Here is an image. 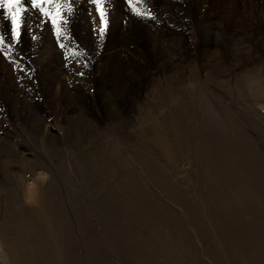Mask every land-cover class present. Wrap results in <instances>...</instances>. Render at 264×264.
Returning a JSON list of instances; mask_svg holds the SVG:
<instances>
[{
  "label": "rangeland",
  "instance_id": "1",
  "mask_svg": "<svg viewBox=\"0 0 264 264\" xmlns=\"http://www.w3.org/2000/svg\"><path fill=\"white\" fill-rule=\"evenodd\" d=\"M181 1H157V21L119 20L112 28L106 17L90 82L45 84L43 67L32 68L30 80L5 82L0 67V163L29 159L23 167L0 166V223H17L15 236L0 239L9 240L0 243L6 256L0 264L14 244L13 264L23 256L32 264H222L206 250L217 246L225 260V244L202 212L199 223L187 205L189 198L199 202L204 181L234 235L245 239L251 227L261 233L255 247L264 261V7L257 0H207L205 14L192 19L186 34L173 36L170 30L185 26ZM162 10L175 12L177 29ZM86 24L99 37V15ZM160 27L166 34L146 31ZM58 55L64 66L76 60L70 47L54 44L44 54L49 66L60 65ZM76 86L79 97L50 99ZM147 120L160 138L168 131L171 140L158 147L159 139L150 138L159 157L134 141L151 136ZM48 133L56 137V150L44 145ZM204 226L209 235L201 232Z\"/></svg>",
  "mask_w": 264,
  "mask_h": 264
},
{
  "label": "bare ground",
  "instance_id": "2",
  "mask_svg": "<svg viewBox=\"0 0 264 264\" xmlns=\"http://www.w3.org/2000/svg\"><path fill=\"white\" fill-rule=\"evenodd\" d=\"M157 1H159V0H149V5L153 8L155 14H157L155 11ZM254 1H256V0H254ZM257 1H259L258 3H261L260 1H262V5L264 7V0H257ZM124 2H125V0H104V2H103V6H104L103 9H106V17L113 19L110 22V25L112 26V28L114 26L113 25L114 23H117L116 25L119 24V20L125 22V21H129L130 19L133 20V18L134 19L136 18V19H138V21H140V17H136L133 13H131L132 11L129 10L130 8L128 9L127 6L125 7ZM207 2H208L207 0H184V1L179 2L178 5L180 6V9L183 11L182 16H183V19L185 20V26L183 25L184 27L182 28L181 32H178V33H177V31L174 32V30H170L169 32L171 33V35H173V36L177 35L178 36L180 34H186L184 31L190 27V25L192 23V19H195V18L200 19L205 14V10H203V6H204V4H207ZM257 5H259V4H257ZM191 6H195V7L191 8ZM74 7H76V9H78V13L76 16L81 21V24L76 23V21H75L76 17H74L72 19L71 26H70L68 32L66 33V35L68 36V39L64 40L63 42L68 44L69 47L74 52L79 53L80 63L77 62V63H79L77 65L75 63L77 61V59H76L74 63L69 62L70 64H67L66 66H64L65 62H63L60 58V55H58L59 59L58 58H56V59H58L57 62H59L60 65L59 66L54 65L56 68H53L54 66H52V65L49 66V62L47 60H49L50 57H44V54H45L46 50L53 48L54 44H57V43H56V40L54 37V33L50 30L51 29L50 21L42 24L41 27L37 28V23L42 18L38 15V12L36 10H33L32 20L30 22L31 28L28 30V32H22L21 37H20L21 42L19 44L14 45V51L11 53V58H8V57L3 58V56H4L3 53H0V67H3V69H5L4 73H3V77L5 79V82L14 81L13 79H15V80L18 79L19 81H24L26 79L30 80L32 78L31 77L32 76L31 74L33 72L32 68H42V67L46 69L45 74H44V76L41 74V76H39V78H44L45 84L65 86L67 84H76V83L78 84V83H81L80 81H83V80L86 82H90V80H92L91 68L93 67V61L95 59L94 58L95 54L100 49V38L98 36L96 37V33L91 31L89 29L90 26L88 27L86 23H87V20L89 18H91L92 21H93V18L94 19L97 18L98 14L95 10V5L90 4V3L81 2V3L74 5ZM231 7L233 8V6H231ZM263 7H262V9H263ZM257 11H258V8H257ZM0 12H3V10H0ZM161 13H162L163 17L168 18L167 21L170 23V25H173V24L175 25L174 21H173V24H171V20H174L177 17V15H173V13H175V12H169L168 10H162ZM65 15H66V13H65ZM248 15H249V13H248ZM96 21H95V23H97ZM8 24H9V22L7 20H0V34L7 32V25ZM91 24H92V22H91ZM93 25H94V23H93ZM124 25H126V24H124ZM160 28H154V29L148 28L146 31L148 33H151L154 30H156L158 32V29H159L160 30L159 32L165 33L163 31V29L162 28L160 29ZM175 28L177 29L176 25H175ZM45 29H49V30H45ZM170 33L167 32L168 35H170ZM33 34L38 36L37 40H33L31 38V36ZM8 35L10 36V32H8ZM169 37H171V36H169ZM6 39H7V36H6ZM83 40L85 41V43L80 45ZM155 49H156V47H155ZM204 49H206V48H204ZM80 51L83 53H81ZM84 53H87V55H85ZM157 53H158V51L155 52L154 55H157ZM14 58L16 60H14ZM46 58H47V60H46ZM164 60H172V58L166 57ZM18 61H20V63H19L20 66H17L15 64ZM44 62H47V63L44 64ZM94 62L96 64H99L100 60L99 61L97 60ZM85 64H87L88 65L87 68L88 67L89 68L87 69V71L82 72L83 68H84L83 65H85ZM104 64L105 63H101V65H104ZM163 64H164L163 67H166V65L168 63L163 62ZM60 66H63V67L60 68ZM159 67H160V65H159ZM12 68L17 69L16 72ZM79 68L82 70L78 71ZM52 69H54V70L60 69V71L56 72V71H52ZM98 69L99 68H97V70ZM78 73H83V75H80ZM0 79H3L2 76H0ZM77 89H78V86L74 87L73 92H69L67 90H64V92L61 91L60 93H58L59 91L58 92H52L50 94V99L52 101H56V100H60L61 96H63V97L65 95L71 96L72 94L76 96ZM255 89H258V88H255ZM80 95H82V92L77 93L78 97ZM69 104H70V102H69ZM51 105L53 106V104H51ZM51 105H49V106H51ZM67 110H68V108H67ZM180 114L183 115L182 112ZM44 116H45V114H44ZM41 121L43 122L44 120H41ZM147 121L145 122L146 125L144 127V130L146 133H148L151 136H149V138L147 140L143 139L142 137H137L136 139H134V141H136L137 143H143L144 145H146V147L151 151L154 158L159 157V156H161L162 153H159V151H160L159 149L158 150H156L157 148L154 149V147H153L154 145L150 142V138H158L159 139L158 147H161L162 141L163 142L165 141L164 144L167 145V142L170 143L171 140L169 139L170 137L168 136L169 135L168 131H165V133H164V135L166 137L163 135L162 136L163 139L160 138L159 137L160 136L159 130H157V127L153 123L151 124V122H149V121L147 122ZM155 122H156V125L159 127L163 121L159 119V123H157L158 120H156ZM121 127H123V125ZM155 130H157V132ZM89 140L91 141V138H89ZM44 145L46 146L47 149L51 148L53 150H56L57 146H56L55 135L52 133H48L46 138H45ZM170 147H172V146H170ZM97 148H99V147L94 146L93 148L90 149L91 150L90 152H95L97 150ZM82 159H83L82 160L83 162H86L88 164V157L87 156H85V157L82 156ZM197 159H198V157H197ZM28 162H29V159L26 157V155H22L18 159H15V158L4 159L1 161L0 166H1V168H4V167L5 168H11L12 165H15L18 167H23V165L28 163ZM176 172H173V173H176ZM207 184L210 185L209 181L207 182ZM207 184L205 183V181L200 183V189H198L199 192L197 193V195L200 198L199 202L194 201V199H193V201H191V198H189L187 200V205H188L190 212H195L196 215L195 216L192 215L193 218L195 219V221L198 219L199 223L203 222L200 215H199V212H202L203 217L208 222H210L212 224V230L214 231L215 236L218 238V241H220V243H222V244H225V248H226L225 260L223 259V256L218 253L219 251L216 250L217 248H215V247H217V246H215V245H214L215 247L213 245L210 246L211 249H209L210 247L209 248L207 247L206 251L210 252L214 256V260H216L218 263H222V264H223V261H228L227 264H264V261L260 259L259 253H257V248L255 247L256 241H259L261 239V233H258V231L256 233H254V231L252 230V227H251V229L247 233V236L245 239H242L244 235L243 236L234 235L232 233L233 231L231 230L232 226L227 225L226 218L224 215L225 213L221 210V207H220V209L218 208V205H217L216 200H215L216 197L211 196L212 195V189L211 188L207 189ZM21 190L23 192H25L26 195H29L31 192L30 186L28 184H23L21 187ZM13 192L15 193V190H13ZM192 195H193V193H192ZM23 203H24V200L21 197V204H23ZM39 205L42 207L43 211L46 214L50 213L49 212L50 210L48 211V208H47V205L45 204V202L40 203ZM32 206L34 207V205L30 204L26 207H32ZM23 212H24V214H26L27 213L26 209H23ZM242 212H244V211L242 210ZM33 213H35V212H33ZM34 215H36V214H34ZM250 215H252V214H250ZM8 217H6V218H8ZM241 218H243V217H241ZM29 220H30V217H29ZM243 222L244 221H242V223ZM15 223H16V219H13V218H8L4 225H1V223H0V239L2 238L3 240H7L9 234L10 233L12 234V226H14ZM29 223H31V221ZM35 225L36 224H34L33 226L35 227ZM8 228L11 229L10 232H9ZM15 228H17V226ZM246 228L244 227V229H246ZM207 229L208 228H205V226H204V227H201L200 230H201V232L209 235L208 234L209 232L207 231ZM200 230H199V234L201 237H203V240H204L205 237L201 234ZM254 230H255V228H254ZM260 230H261V228H260ZM13 232H14V230H13ZM21 232H19V234ZM244 232H247V231H244ZM14 233L12 235H14ZM206 241H208V240H206ZM241 241H244V243ZM1 242L2 243H9V240L8 241H0V243ZM16 247L17 246H15V244H14V246L12 245V251H10L9 254L7 255L8 256L7 259L6 260L3 259L5 261V264H13L11 262L10 255L13 258L15 257V255H17V252H15ZM219 249H221V248H219ZM0 255H1V257H6L1 252H0ZM28 261H30V260L27 259L26 256H23V258H21V262L19 264H32ZM162 264H165L164 261Z\"/></svg>",
  "mask_w": 264,
  "mask_h": 264
},
{
  "label": "snow or ice",
  "instance_id": "3",
  "mask_svg": "<svg viewBox=\"0 0 264 264\" xmlns=\"http://www.w3.org/2000/svg\"><path fill=\"white\" fill-rule=\"evenodd\" d=\"M86 2L95 5V10L100 17L99 37L102 42L105 39V31L107 27L106 9H102L104 0H0V20H7V32L0 34V53L4 57L11 58L14 51V45L19 44L22 32H28L31 28V20L33 10L38 12L42 18L37 23V28L42 24L51 23V31L58 47L68 49L69 45L64 43L68 39V32L72 19L77 15L78 9L74 10V5ZM140 4H149V0H139ZM126 4L131 8L132 13L136 17L145 20L157 21L159 18L154 14V10H145L138 8L133 0H126ZM66 13V15H65ZM49 30V29H45ZM10 32V36L8 35ZM7 36V39H6ZM33 40H37L38 36L33 34ZM76 59H79V53L74 52ZM85 55H87L85 53ZM88 65L85 64L84 67ZM83 75V73H78Z\"/></svg>",
  "mask_w": 264,
  "mask_h": 264
}]
</instances>
